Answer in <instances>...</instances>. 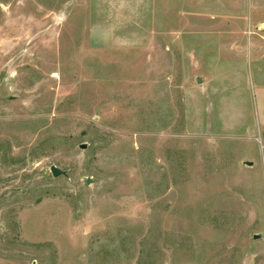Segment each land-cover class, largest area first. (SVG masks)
I'll use <instances>...</instances> for the list:
<instances>
[{
	"label": "rangeland",
	"instance_id": "374dc122",
	"mask_svg": "<svg viewBox=\"0 0 264 264\" xmlns=\"http://www.w3.org/2000/svg\"><path fill=\"white\" fill-rule=\"evenodd\" d=\"M0 264H264V0H0Z\"/></svg>",
	"mask_w": 264,
	"mask_h": 264
},
{
	"label": "water",
	"instance_id": "95a60500",
	"mask_svg": "<svg viewBox=\"0 0 264 264\" xmlns=\"http://www.w3.org/2000/svg\"><path fill=\"white\" fill-rule=\"evenodd\" d=\"M197 82H199V80H198ZM80 148H81V149H84L85 146H81ZM247 165H250V164H247ZM50 173H51V175H52L54 178L59 177V176H63V175H64L63 172H61L60 170H58L57 168H55V167H53V166L50 167ZM89 183H90V180H86V184H89Z\"/></svg>",
	"mask_w": 264,
	"mask_h": 264
}]
</instances>
